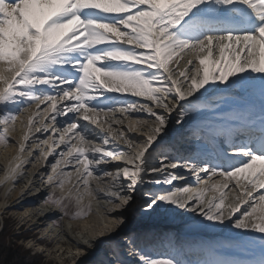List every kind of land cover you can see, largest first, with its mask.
<instances>
[{
    "label": "snow or ice",
    "instance_id": "1",
    "mask_svg": "<svg viewBox=\"0 0 264 264\" xmlns=\"http://www.w3.org/2000/svg\"><path fill=\"white\" fill-rule=\"evenodd\" d=\"M115 113L150 117L127 125L144 137L114 128L124 124ZM173 117L187 155L174 154ZM18 119L25 130L0 183L38 150L42 166L55 157L53 189L77 191L49 195L64 215L83 193L103 201L109 233L126 213L163 212L230 234L196 261L126 234L100 264H264V0H0V142Z\"/></svg>",
    "mask_w": 264,
    "mask_h": 264
},
{
    "label": "bare ground",
    "instance_id": "2",
    "mask_svg": "<svg viewBox=\"0 0 264 264\" xmlns=\"http://www.w3.org/2000/svg\"><path fill=\"white\" fill-rule=\"evenodd\" d=\"M174 59H180V57H176ZM186 59V57H185ZM184 61L181 60L180 67H183ZM129 99L136 100L137 97H128ZM143 99V98H138ZM139 101V100H138ZM43 107V106H42ZM31 111V109L29 110ZM91 114V113H90ZM101 115V114H100ZM117 115H120V117L115 116L116 118H124L120 113H117ZM144 116V118L151 119L146 114L143 113H131L129 114V119H139V117ZM27 114H24L22 117L26 121ZM103 117V115H101ZM124 120V124L121 126H116L114 128H119L127 133L128 136L133 137L137 140L142 139L144 135L140 131H127V125L129 122L127 120ZM84 124H89L87 121H82ZM173 125V123H172ZM90 127H95V125L89 124ZM174 130H178V132H182V128H173ZM24 127L21 125L19 119L17 120L15 124V131H9L8 136L10 137V140L15 141L13 145H7L5 148L8 147V149L1 150L0 151V180L3 179L5 175V169L6 167L10 166V161H12V158L17 154L19 150V143L22 140ZM97 131H100L99 128L96 129ZM41 135V134H36ZM13 137V138H12ZM41 138H46L45 136H42ZM30 144V142L28 143ZM28 144L26 147H29ZM177 145V144H176ZM175 145V151L174 154L178 156L185 155V151L181 150L182 146H176ZM43 147V145H42ZM123 147V146H122ZM56 152L59 151V149L55 150ZM23 151L21 153L22 158L29 160L30 162L23 165L22 168V174L18 175L13 181L12 179L7 180L6 182L0 183V187H6L5 189H9L10 187H13L12 184H15V189L11 190V193L8 195L2 194L0 197V213H6L8 210H21L25 208V213H27L22 220L25 221V223L30 222L31 226L35 230H41L42 227L46 226L47 220L50 219L54 214H56V211H53V209H48V207L45 205V193L49 190H52L53 187L47 182L48 175L51 174V163L54 162L55 157L50 156L48 158L47 162H44L43 166L39 159L40 153L38 150L35 151V154L31 157L24 156ZM28 152V151H26ZM37 153V154H36ZM38 157L35 159V157ZM33 157V158H32ZM14 163V162H13ZM34 164V165H33ZM27 168V169H26ZM66 170H74L71 168V166H68ZM38 172L40 174H44L43 178L38 177ZM45 172V173H44ZM91 179V178H90ZM72 180H75V177H72ZM190 180V179H189ZM218 180V178H213L211 182ZM222 182V180H221ZM177 183V182H176ZM192 187H195V179L192 177V179L188 182ZM96 184L92 183L91 187L96 188ZM37 189H40V191H37ZM49 189V190H48ZM61 189V188H60ZM59 193H65L64 197L69 194L71 191V195L74 197L77 195V191L71 182H66L63 186V188L60 190ZM225 192H228V189H225ZM215 193V195H214ZM227 194V193H226ZM26 195H29L26 198ZM82 199L79 202V206L77 205V202L75 199H72L71 202L65 201V203L68 204V215H66L67 219H71V216L77 213L78 211H81L83 209L85 212H89L86 216H82L80 220H75L70 227L69 225H66L59 230H56L54 227L50 233V243L57 245L55 254L58 255L59 260L62 262V264L68 263L70 261V264H100L101 261L104 260H110L112 259V253L109 250L110 247H114V243L108 242L107 238H111L117 234L116 230H113L111 233H109L108 230L104 229L105 224L110 223V219L108 218V215L106 214V211L103 207V201L101 200L98 204L97 201L92 200L91 197H89L87 194H83ZM206 196H217L218 193L215 191H208ZM44 198V199H43ZM91 201V210L88 211L87 206L89 205V202ZM77 209L78 211H75ZM96 209V210H95ZM96 211L98 213H96ZM96 213V214H95ZM192 214V213H191ZM190 213L185 214L184 216H177L173 215L171 213H163L158 212L156 214H153L151 216H140L139 218L134 217L132 213H126L128 216V220L132 221L133 219L137 223L135 227H132L130 222H127L122 225V227L119 229V231L122 233L132 235L131 232L135 233L137 232V237L140 238L141 241H143L145 244L151 248L153 245L161 246L160 248L167 247L168 249H160L163 251H166L168 253H172L171 250H181L183 248H186L187 246H195L198 245L196 242L198 241H208V240H214L219 241L220 238L224 239V237H220V233L218 230L219 228H202L199 231H192L191 235L186 237L185 234L180 232V228L177 227L178 224L182 225H188V226H198L199 221H193L190 219L192 217ZM113 216L118 215V213H112ZM97 218L98 221L96 220ZM102 219V220H101ZM152 220V222H151ZM161 220V222H159ZM134 222V221H133ZM172 223H175L173 225ZM183 223V224H181ZM207 223V222H205ZM134 226V225H133ZM103 229V235H99L101 230ZM130 231L129 233L126 231ZM77 231L79 232L80 236L74 235L73 232ZM118 231V232H119ZM164 232H167V239L165 240ZM226 233L225 239L230 235L226 230L224 231ZM223 233V234H225ZM118 236H121L120 234ZM163 236V237H162ZM84 239H87L89 243H84ZM207 239V240H206ZM104 241L107 243L108 248L101 250V246L98 245L100 241ZM117 241H121V238ZM182 243V244H180ZM214 243V242H213ZM200 245V244H199ZM184 251V250H182ZM181 252V251H180ZM199 256L206 255L203 251H198ZM182 253V252H181ZM69 254V255H68ZM194 261V260H193Z\"/></svg>",
    "mask_w": 264,
    "mask_h": 264
},
{
    "label": "rangeland",
    "instance_id": "3",
    "mask_svg": "<svg viewBox=\"0 0 264 264\" xmlns=\"http://www.w3.org/2000/svg\"><path fill=\"white\" fill-rule=\"evenodd\" d=\"M103 115V114H101ZM110 116L112 114H109ZM115 116L120 117V115H117V113H115ZM124 117V116H122ZM120 119V118H117ZM121 119H125V118H121ZM139 119L144 120L147 118H144V116L139 117ZM127 120V122H129V119H125ZM149 120V122H151V119H147ZM117 125H114V127H116ZM3 125H0V131L3 130ZM177 128L179 127L178 125L175 124V117H173V125L172 128ZM118 131H120L121 129L117 128ZM143 133V132H141ZM174 133V132H173ZM144 135V133L142 134ZM13 138V137H12ZM15 143V141L10 140L9 143L7 145H13ZM6 144L0 142V151L5 149V146H7ZM27 145V144H26ZM29 148L31 147V143L28 144ZM37 154V153H36ZM23 155L25 156H29L28 152H24ZM33 158V157H32ZM38 157L36 156L35 159H37ZM34 165V164H33ZM27 169V168H26ZM45 173V172H44ZM44 174H40L38 172V177L39 178H43ZM13 187H10L9 189H5L6 187L4 186L3 188L0 187V197L2 194L8 195L9 193H11V190L15 189V184H12ZM97 187V186H96ZM49 190V189H48ZM60 188H55L52 190H49L45 193V200H46V206L48 207V209H53V211H56L52 217H50L49 220H47L46 222V226L42 227L41 230H35L30 224V222L25 223V221L22 220V218L27 214L25 213V208L21 209V210H8L6 211V213H0V254L2 253H8V248L10 249L9 254L6 257H0V264H8L6 262L9 261L10 258L13 257H17L18 260L21 259V261L19 262V264H62V262L59 260L58 255L55 254V250L57 245L51 244L50 243V235H51V231H56L59 230L60 228L69 225L68 227L71 226V224L75 221V220H80L81 218H77V219H67L66 215H64L59 208H57L50 199H48L49 195L51 194L53 197L55 198H61L64 197L63 193H59ZM227 195L229 197L233 196V192L228 190V192H226ZM215 195V193H214ZM29 195H26V198ZM213 196V195H212ZM44 199V198H43ZM96 210V209H95ZM75 211H78L77 209H75ZM96 213H98L96 211ZM95 213V214H96ZM131 213V212H129ZM89 214V212L87 213ZM191 214V213H190ZM193 215V214H191ZM134 217H140V215H133ZM99 218H97L96 220L98 221ZM102 220V219H101ZM134 221V222H133ZM132 227L136 226V222L133 219L132 221H129ZM152 222V220H151ZM159 222H161V220H159ZM173 225H175V223H172ZM183 224V223H181ZM134 225V226H133ZM189 225V224H188ZM188 225H180L178 224L177 227L180 228V232L185 234L186 237L190 236L192 233V231H199L201 230V227L198 225L196 227L194 226H188ZM53 227L56 229L54 230ZM52 229V230H50ZM220 229L216 230L219 231ZM128 233L130 231L126 230ZM220 234H223V232L219 231ZM132 234L137 236V232ZM164 236H165V240L167 239V232H164ZM74 235L80 236L79 232L77 233V231L73 232ZM121 236H118V235ZM226 235V234H225ZM125 236L124 233L121 234V232L119 231L117 234H115V236L111 237V238H107L108 242L114 243V241H117L118 239L121 238V240H123V237ZM163 237V236H162ZM29 242H31V247H29ZM101 247V250L103 251V249H105L104 252H106V248H108L109 245H107V243H105L104 241H100V243L98 244ZM106 247V248H105ZM155 253V252H153ZM155 254H160L159 252H156ZM69 255V254H68ZM7 259V261H6ZM15 264V262H14ZM65 264H70V261L68 263Z\"/></svg>",
    "mask_w": 264,
    "mask_h": 264
},
{
    "label": "trees",
    "instance_id": "4",
    "mask_svg": "<svg viewBox=\"0 0 264 264\" xmlns=\"http://www.w3.org/2000/svg\"><path fill=\"white\" fill-rule=\"evenodd\" d=\"M7 250H8V253L7 252L5 254L2 253V254H0V257H6L9 254V252H10V249L9 248ZM6 261H7V259H6ZM20 261H21V259L18 260L17 257H13V258H10L9 261L6 262V263H8V264H14V262H15V264H19Z\"/></svg>",
    "mask_w": 264,
    "mask_h": 264
}]
</instances>
